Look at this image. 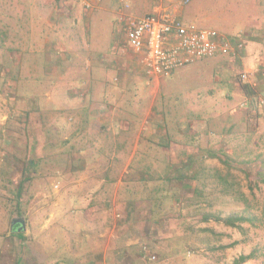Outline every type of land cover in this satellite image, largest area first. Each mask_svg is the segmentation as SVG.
Listing matches in <instances>:
<instances>
[{"label":"rangeland","instance_id":"1","mask_svg":"<svg viewBox=\"0 0 264 264\" xmlns=\"http://www.w3.org/2000/svg\"><path fill=\"white\" fill-rule=\"evenodd\" d=\"M43 1L39 2L41 10L43 9L41 5L45 4ZM74 2L79 12L85 8L88 11L93 10L87 18V25L81 22L82 34L80 35L79 32L74 37L72 33L69 44L64 46L68 50L65 68L77 69L80 61L73 62V59L82 57L81 70L85 74V79L89 81L91 69L86 66L91 57L99 56L106 51L111 52L113 50L111 40L120 41V45L125 43L123 24L119 21V15L121 12L131 13V8H125L126 1L123 0H102L101 6L97 9L92 8L94 6L91 0H74ZM190 2L189 8L192 12H188L185 21L200 28L218 29L228 35L230 33L229 36L232 37L240 32L246 35L248 33L246 31L254 27L253 30L251 29L254 35L250 39L255 38L259 47L250 48L249 59H253L247 65L237 56L224 54L194 60L177 69L172 76L163 79L168 86L162 87L154 105L155 108L162 110L163 120L157 118L156 124L160 125L165 136L177 143L193 145L203 144V141L204 143L208 141L207 137H212L216 145L221 144L223 152L217 158L196 159L197 165L194 166L198 168V165H201L202 170L204 168L205 172L214 177L211 183L209 181L210 189L199 188L198 191L200 200L205 205L185 211L188 216H194L187 221L186 226L182 224L185 222H181L182 218L177 217L178 220H174L175 217L172 215L176 212L174 200L166 198L169 200L167 207H160L153 199L152 209L155 217H161L159 215L163 213L172 216L166 224L168 230L180 232L188 230V232L173 236L169 242L165 238L144 240L136 238L134 247L138 249L147 243L151 249L156 246L161 248L162 253H159L156 260L150 264H181L185 258L193 260L194 264H264V94L261 89H264V84L259 78L264 75L262 72L264 58L260 57V54H264V0H192ZM52 5L62 15L66 13L65 17L60 18L63 19L66 30L77 26L74 12L67 16L68 6L65 0H53ZM71 5L73 7V4ZM35 6L34 0L0 1V12H2L0 28H3L0 32L8 41V45L0 41V50L3 52H0V235H3L0 239V264H38L33 256L47 263H51L54 257L65 260L59 264L71 262L70 251L65 252V246L71 244V238H65L64 232L57 231L55 240L58 239V245L55 242L53 245L56 248L52 249L51 245L45 244L48 242L47 236L50 231L47 232L46 228L42 229L49 210L48 197L61 198L64 192V188L60 187L58 182L55 184L59 187L46 186L47 174L60 171L68 162L55 152L65 150L64 147L69 151L71 149L69 147H72V144L66 145L58 137L62 138L66 133H63L64 128L61 126V129L55 128L53 124L59 117V121H62L63 113L68 111L72 113V109L68 108L66 101L61 103L58 101L60 111L63 110L62 108L67 109L63 110V113L56 114V103L50 100V97L48 99L49 92L58 89L59 95L62 96L63 91L66 90L63 79L47 77L50 63L42 41L44 31L39 27L43 20L38 17V23L37 16L32 11H35ZM21 7L24 9L21 10ZM12 12H15V16L9 15ZM44 13H46L45 9ZM6 28L14 29L15 32L6 31ZM38 28L39 40L36 39L34 32ZM14 36L21 41L19 47L13 45ZM13 48L14 50L17 48L13 54H16L17 59H22L20 62H14L9 57L7 50ZM55 71L57 73L61 68L57 67ZM244 73L247 74L246 77L243 76ZM118 75L115 69H107L106 77L109 81L106 79L104 84L117 85L118 83L113 79ZM147 78L145 71L139 70L135 81H131V92L126 93L125 99L130 100L132 111L144 110L147 105L145 101L153 97L151 94L153 86L146 84ZM88 100L90 99L87 98ZM125 105L130 108L127 102ZM151 115L155 120V114ZM184 116L187 122L194 121L199 126L206 121L209 130L199 132L200 134L195 136L181 135L179 126L184 121L182 119ZM133 120L135 124H139L143 122V117L137 114ZM148 120L152 124L149 116ZM139 131L140 126L132 127L131 137H137ZM210 131L214 132L210 133ZM228 132L229 134H226ZM152 146L153 153L154 151L160 153V150H163L157 148L160 147L159 144L156 147L152 143ZM161 156L160 161L163 160L165 166L163 169L158 168L156 174L162 175L161 180H168L169 174L175 171L169 172L168 155L167 158L165 154ZM140 157L133 161L131 168L142 167L149 176H154L155 171L151 166L155 163L154 158L144 159L141 155ZM98 161L103 162V159ZM87 162L93 165L97 161L88 159ZM98 164L101 163L93 165V168ZM195 167L192 164L191 171ZM59 177L63 175L59 174ZM131 182H133L131 187L124 183L121 192L125 197H130L132 193L131 202L137 204L150 198L151 195L148 193L145 195L144 192L137 191L139 184L135 180ZM34 192V198L37 194H42L35 202L31 200L25 202ZM159 195L162 197L160 193ZM153 196L161 202L157 193ZM38 200L43 201L38 202ZM196 212L199 215L197 218L193 215ZM202 215H208L209 220L203 221ZM20 216L29 219L30 224L33 223V218L34 221L36 220L35 225L30 228V235H26L20 227L18 231L15 229L7 235L12 218ZM240 216L247 220L227 223L228 218ZM166 225L161 224L160 228H165ZM41 229L44 231L40 232ZM150 230L152 229H149V233ZM67 233H70V230H67ZM15 237L23 244L16 243ZM34 238L37 239V245L33 248L30 241ZM213 246L220 248L212 250ZM246 255L249 256L246 260L240 259Z\"/></svg>","mask_w":264,"mask_h":264},{"label":"crops","instance_id":"2","mask_svg":"<svg viewBox=\"0 0 264 264\" xmlns=\"http://www.w3.org/2000/svg\"><path fill=\"white\" fill-rule=\"evenodd\" d=\"M34 1L36 2V6L35 11H32L37 16L38 23L39 18L43 20L39 27L44 31L42 41L44 42V48L50 63L47 77L53 76L54 78L63 79L66 90L63 91L61 96L59 95V90L55 89L48 93V99L50 97V100L56 103V114L59 112L63 113V110L67 109L62 108L63 110L60 111L61 107L58 106V101L60 103L66 101L68 108L72 109V113L69 111L68 113H63L62 121H59L60 117L57 120L54 119L56 121L53 127L58 129L63 127V133L66 132L62 138L58 136L59 139L63 140L66 145L72 144V147H69L71 148L69 151L67 147H64L65 150L55 152V154L63 156L68 162L60 171L48 173L47 177L45 176L47 187L54 185L55 188L59 186L64 188L61 198L55 197L53 199L50 196L48 197L47 207L49 210L47 211L46 222L43 224L42 229L46 228V231H50V234L47 236L48 242L45 244L51 245L52 249L55 242L58 245V239L57 241L55 239L57 238L56 232L59 231L65 233V238H71V244L65 246V252L70 251L71 254V262L69 264H150L156 260L159 253H162L161 248L156 246L151 249L145 243L142 247L136 249L134 243L137 239L165 238L169 242L173 236L176 237V235L188 232V230H183V232L168 230L166 224L172 216L163 213L159 215L161 217H155L152 209L154 207L153 199L157 202V206L160 207H167L169 198L174 200L176 209L175 214H172L175 217L174 220H178L177 217H180L182 218L180 219L181 222L185 221L182 224L186 226L187 221L193 219L194 216H188L185 211L193 208L197 209L200 208V205H205L200 200L198 191L199 188H208L211 180H213L212 177H214V175L211 177L210 174L205 172L204 168L202 170L201 165H198V168H196L194 166V164L197 165L196 159L217 158L222 155L223 148L221 144L216 145L212 137H207L208 141L205 143L203 141V144L177 143L166 137V134L160 129V125L156 124L157 118L162 119L161 108H155L154 105L156 104L157 95L161 92L162 87L168 86L163 82V79L172 76L175 71L169 76L150 80L147 78L146 84L153 86L151 90L153 97L149 101H145L147 105L144 110H131V105H129L130 100L125 99V95L131 92V81L134 82L139 70L143 71V69L139 64V54L129 45L125 32V43L123 45H120V41L111 40V48H113L111 52L106 51L99 56L91 57L89 63H87L88 66H86L88 69H91L89 81L85 79V74L81 70L82 57L78 59L75 57L73 59V62H75L74 60L80 61L77 69L71 70L70 68H65L66 52L68 50L64 46L69 44L72 33L74 37L79 32L80 35L82 34L81 22L87 25V18L93 9L88 11L85 8L79 12L80 10L74 0H65V4L68 6L67 16H70L74 12L77 17V26L71 30H66L63 26V19H60L62 16L65 17L66 13L62 15L57 9H54L52 5L53 0H44L45 4L41 5L42 10L39 9V2L41 0ZM12 2L11 4L13 5ZM91 2L94 6L92 8L95 9L99 8L102 4V0H91ZM126 2L131 3V13L138 16L152 12L167 11L185 21L186 16L189 15L188 12H192L189 8L191 2L183 4L181 0H126ZM71 4H73V7ZM17 5L19 4L17 3ZM17 9L20 10V8ZM22 9L24 8L21 7ZM44 9L46 13H44ZM9 15L15 16V12ZM185 22L190 23L188 21ZM251 29L253 30L254 27H250V30L246 31L248 32L246 35H243L241 32L236 36L233 35L235 36L234 38H241L245 42L244 48L238 51L237 56V58H241L242 63L245 65L253 59H249L251 49L255 46L259 47L255 38L250 39L254 35ZM5 30L15 32L14 29L10 28H6ZM38 31L39 28L34 32L36 39L38 38L39 40ZM229 35L231 34L229 33ZM247 38L250 40L248 41ZM0 41L8 45L5 35L1 32ZM13 41V45L16 47L21 45V41L17 36H14ZM16 49H9L7 53L10 54L9 57L14 62H20L22 59H17L16 54H13V51L16 52ZM80 55H82V52H80ZM260 57L264 58V54H260ZM57 67L58 69L61 68V71L56 73L55 69ZM107 69H115L119 73L113 79L118 83L117 85L110 82L109 85L104 84L106 79L109 81L106 77ZM262 72L264 73V69ZM259 78L260 82L264 84V75ZM9 84H11L10 81ZM247 87H250V85H247ZM60 89L63 90V88ZM261 89L264 94V89ZM87 98L90 100L87 101ZM125 102L128 103L130 108L125 105ZM250 102L252 103L251 100ZM153 113L155 114V120L153 119V115H151ZM137 114L143 117V122L139 124H135L133 120V117ZM148 116L151 118L152 124H150ZM182 119L184 121L179 126V133L181 135L195 136L209 130L207 129L208 123L206 121H203L199 126L194 121L187 122L186 116L182 117ZM135 125L140 126V131L137 132V137H131V128ZM226 134H229V132ZM158 135L160 136L158 137ZM131 138H133L132 141ZM152 143L156 147L159 144L160 147L157 148H162L163 150H160V153L156 151L153 153L154 147ZM161 154H165V158L168 155L169 172L175 171L169 174L168 180H161L162 175L156 174L158 168L163 169L165 166L163 160L160 161L162 158ZM140 155L144 159L154 158L155 163L151 165L155 171L154 176H149V173L145 169H142V167L140 169L131 168L133 161L138 156L140 157ZM88 159L97 161L93 165L97 163L101 164L93 168V165L88 164ZM102 159L103 162L98 161ZM141 164L145 165L142 162ZM192 164L195 168L191 171ZM150 171L149 169L148 172ZM200 172L203 174H200ZM59 174H62L63 177H59ZM133 180L139 184L138 190H135L139 193L144 192L145 195L148 193L151 195L150 198L137 204L131 202L132 193L130 197L124 196L121 192L124 183L131 187L133 185L131 181ZM57 182L59 186L55 184ZM35 192L31 194L30 199L24 201L31 200L35 202L42 194L39 193L34 198ZM154 193L158 194L161 202L154 198ZM159 193L162 197H160ZM185 197L187 199H184ZM150 199L151 201H149ZM40 201L43 200H38V202ZM184 203L185 206H183ZM25 204L27 205V203ZM182 213H184V216H182ZM193 215H196V218L197 216L199 217L198 212ZM21 218L25 220V227L21 230L25 231L26 235H30V228L35 225L36 220L34 221L33 218V223L30 224L29 219L27 221L22 216L12 218L7 235L13 232L15 226H17L16 230L18 231V227L21 226L18 219ZM15 219L16 222L13 223ZM198 220L196 219V221ZM27 223H29L30 227L27 226ZM161 224L163 226L166 225V227L160 228ZM42 229L40 232L44 231ZM149 229H152L150 233ZM67 230H70V233H67ZM2 236L0 235V239ZM15 241L16 243L23 244L17 237H15ZM30 243H32L33 248L34 246L36 247L37 239L34 238ZM218 248L220 246H213L212 250H217ZM182 250L185 249L182 248ZM152 255H155L156 258L151 259ZM33 258L34 260L36 259L38 264H59L63 261L65 262L61 257H54L51 263L39 261L36 256H33ZM181 264H194V261L185 258Z\"/></svg>","mask_w":264,"mask_h":264},{"label":"built area","instance_id":"3","mask_svg":"<svg viewBox=\"0 0 264 264\" xmlns=\"http://www.w3.org/2000/svg\"><path fill=\"white\" fill-rule=\"evenodd\" d=\"M190 1L182 0L183 4ZM125 8H131L129 2H125ZM119 21L123 24L129 45L139 54V64L149 80L169 76L197 59L221 54L236 57L245 46L241 38H234L218 29L186 23L167 11L143 16L121 12ZM155 258V255L151 256V259Z\"/></svg>","mask_w":264,"mask_h":264},{"label":"trees","instance_id":"4","mask_svg":"<svg viewBox=\"0 0 264 264\" xmlns=\"http://www.w3.org/2000/svg\"><path fill=\"white\" fill-rule=\"evenodd\" d=\"M175 71H176V70H175ZM20 186H21V185H20ZM209 218H210V217H209L208 215H205V216L203 215V217H201V219H202L203 221H207V220H209ZM217 219H218V218H217ZM244 220H247V218H245V217H241V216H240V217H236V218H233V217H232V218H228V219H227V221H228L227 223H229V224H233V223H236V221H240V222H242V221H244ZM16 227H17V226H15L13 229L15 230ZM208 231H210V230H208ZM211 249H213V247H212ZM248 257H249V256L246 255V256H242V257H240V259H241V260H246Z\"/></svg>","mask_w":264,"mask_h":264},{"label":"water","instance_id":"5","mask_svg":"<svg viewBox=\"0 0 264 264\" xmlns=\"http://www.w3.org/2000/svg\"><path fill=\"white\" fill-rule=\"evenodd\" d=\"M18 220H19V222L21 223L20 229L24 228V227H25V220H24L23 218L18 219ZM15 222H16V219H15V221L13 220V223H15ZM12 225H13V224H12Z\"/></svg>","mask_w":264,"mask_h":264}]
</instances>
